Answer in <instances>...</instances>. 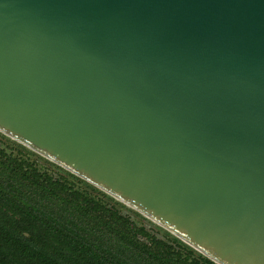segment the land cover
Segmentation results:
<instances>
[{
  "label": "water",
  "instance_id": "95a60500",
  "mask_svg": "<svg viewBox=\"0 0 264 264\" xmlns=\"http://www.w3.org/2000/svg\"><path fill=\"white\" fill-rule=\"evenodd\" d=\"M0 131L264 264V0H0Z\"/></svg>",
  "mask_w": 264,
  "mask_h": 264
},
{
  "label": "trees",
  "instance_id": "16d2710c",
  "mask_svg": "<svg viewBox=\"0 0 264 264\" xmlns=\"http://www.w3.org/2000/svg\"><path fill=\"white\" fill-rule=\"evenodd\" d=\"M0 264H217L0 131Z\"/></svg>",
  "mask_w": 264,
  "mask_h": 264
}]
</instances>
